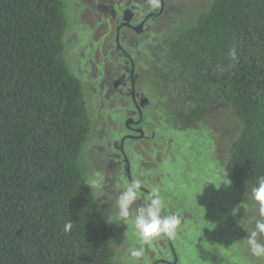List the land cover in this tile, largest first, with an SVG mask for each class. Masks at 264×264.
<instances>
[{
  "label": "trees",
  "instance_id": "trees-1",
  "mask_svg": "<svg viewBox=\"0 0 264 264\" xmlns=\"http://www.w3.org/2000/svg\"><path fill=\"white\" fill-rule=\"evenodd\" d=\"M66 30L63 0H0V264H119L85 185L92 124ZM167 45L184 124L220 110L241 123L225 173L251 196L264 176V0H212Z\"/></svg>",
  "mask_w": 264,
  "mask_h": 264
},
{
  "label": "rangeland",
  "instance_id": "rangeland-1",
  "mask_svg": "<svg viewBox=\"0 0 264 264\" xmlns=\"http://www.w3.org/2000/svg\"><path fill=\"white\" fill-rule=\"evenodd\" d=\"M211 1L171 0L173 9L182 10L177 25L174 24L176 16H172L170 22L161 23L159 29L154 26V33L146 34L145 38L133 39L129 47V54L137 68L149 69L148 74L140 72L137 88L149 103L144 116L155 137L150 141L129 142L130 176L133 180L139 178L143 181L146 187L142 191L145 193L152 187H158L168 210L181 214L182 228L177 238L171 240L173 249L181 256L179 264H256L248 251L246 240L252 220L258 215V206L251 196L240 194L230 183L225 185L229 182L225 173L227 152L230 143L238 136L241 123L235 122L226 110L207 115L208 118L194 128L184 124L181 112H178V118L174 114L169 115L174 105L167 90L157 87L160 84L154 71V58L150 55L151 50L162 41L164 33L174 34L176 29L191 23L207 9ZM63 5L67 18L66 62L84 85L83 96L92 124L83 162L87 167V178L99 172L106 179L109 153L103 144L106 145L107 140L121 133V126L116 120L123 114L121 108L111 107L112 101L104 102V106L95 113L91 106H94L92 99L96 105L98 89L94 94L90 88L97 84L102 74L108 73L107 77H110L117 73L115 67H110L111 71L105 69L110 60L108 55L106 60L96 57L97 52L102 53L103 39L108 37L107 26L96 24L95 30L91 28L93 5L89 0H63ZM163 18H158L155 23H160ZM147 44H150L149 50L144 48ZM93 70L95 75L91 74ZM86 75L89 77L88 82ZM95 76L97 79H94ZM121 103L127 106L126 101L122 100ZM98 113L100 118H95ZM151 131L148 130L147 135ZM100 135L103 136L102 145L92 150V146L98 145ZM124 183L118 180L119 186L116 185L118 187L114 191L117 195ZM107 204L109 208V202ZM103 206L107 220V207ZM112 213L114 218L113 208ZM109 227L117 248L115 261L120 264V258L126 255L136 238L130 223L113 222ZM161 240L164 242V239ZM152 246H145L144 264H151L159 257V252L163 253L161 248Z\"/></svg>",
  "mask_w": 264,
  "mask_h": 264
},
{
  "label": "flooded vegetation",
  "instance_id": "flooded-vegetation-1",
  "mask_svg": "<svg viewBox=\"0 0 264 264\" xmlns=\"http://www.w3.org/2000/svg\"><path fill=\"white\" fill-rule=\"evenodd\" d=\"M102 1L103 3L101 4ZM89 2L93 5V12H91V20H93L91 22L93 23L90 22L91 28L95 30L96 24H100L102 27L107 26L108 31L107 38L104 37L105 34L103 33V38L105 39H103L102 53L99 54L97 52L96 57H101V59L106 60V55H108L110 60L107 61L105 69L111 71L110 67H115L117 70V73H113L114 75L110 77H107L108 73L102 74L97 84L93 88H90L94 94L97 91L96 89H98L96 105L92 99L94 106L91 107L96 113V110L98 112L104 106V102L112 101L111 107L121 108V114H123L116 120L118 125L121 126V133L112 136L109 141H106V145L103 144L109 153L107 154L108 176L105 179L104 195L101 198H97V200L100 204L103 203L107 207L108 212L110 207L108 208L107 203L109 202V205H113L115 197L117 196V192L114 191L119 186L118 180L126 183L133 180L130 176L128 161V154L131 151L128 147L129 142H138L141 140L150 141L155 138L144 116L149 107V103L144 94L137 88V81L141 77L140 72L148 74L149 69L147 67L144 70L139 67L137 68L129 54V47L133 44V39L145 38L146 34L154 33L152 31L154 26L159 29L160 24L169 23L172 16H176L174 24L176 23L175 25H177L182 10L180 8L173 9L171 0H95L93 3L89 0ZM162 16L164 18L160 20L161 22L159 21L160 23L156 24L157 19L162 18ZM164 34L165 36H163L162 41L154 50H151L150 55L154 58V71L160 84L157 87H163L167 90L170 101L174 105V110L168 114H174L175 118H178L177 114L180 112L179 102H181L175 96L177 94L176 88L178 84L173 81V77L169 78L167 74L169 73V70H167V44L173 34ZM97 35L99 38V33ZM144 48L149 50L150 44L145 45ZM216 69H222V66L217 64ZM95 73L94 70L91 72L93 75ZM88 78L86 75L85 79L87 82ZM94 79H97L96 76ZM117 99L126 101L127 106L122 103L119 104L121 101ZM99 114L95 118H98L100 116ZM123 118L124 120L122 121ZM181 118L185 119L183 114ZM148 130L151 131L150 135H147ZM102 138L103 136L100 135L98 145L92 146V150L102 145ZM103 204L101 205L104 208ZM113 210L115 209L113 208ZM157 247L161 248L163 253L159 252V257L151 264H179V258L181 256H178L177 252L173 249L171 240L164 239V242L161 240L158 243L156 241L152 248Z\"/></svg>",
  "mask_w": 264,
  "mask_h": 264
},
{
  "label": "clouds",
  "instance_id": "clouds-1",
  "mask_svg": "<svg viewBox=\"0 0 264 264\" xmlns=\"http://www.w3.org/2000/svg\"><path fill=\"white\" fill-rule=\"evenodd\" d=\"M229 183L230 181L225 185ZM85 185L97 198L103 197L105 177L102 173L91 174L86 179ZM144 187L146 186L139 178L124 183L122 190L115 197L114 204L108 209L106 222L125 225L130 223L136 238L126 255L120 258V264H144L145 246L153 245L161 239L174 240L182 228L181 214L168 210L160 189L152 187L145 193L142 192ZM251 199L258 206L259 211L252 220V228L248 232L246 244L251 257L256 264H260L264 262V176L260 177L252 187ZM112 208L115 209L114 218ZM71 226L72 222L69 220L65 224V231Z\"/></svg>",
  "mask_w": 264,
  "mask_h": 264
}]
</instances>
